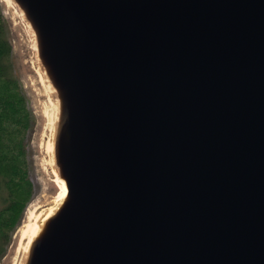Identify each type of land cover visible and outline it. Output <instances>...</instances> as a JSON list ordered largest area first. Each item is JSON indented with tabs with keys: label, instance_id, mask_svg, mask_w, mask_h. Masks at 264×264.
<instances>
[{
	"label": "water",
	"instance_id": "1",
	"mask_svg": "<svg viewBox=\"0 0 264 264\" xmlns=\"http://www.w3.org/2000/svg\"><path fill=\"white\" fill-rule=\"evenodd\" d=\"M8 1L66 187L19 264H264V0Z\"/></svg>",
	"mask_w": 264,
	"mask_h": 264
},
{
	"label": "trees",
	"instance_id": "2",
	"mask_svg": "<svg viewBox=\"0 0 264 264\" xmlns=\"http://www.w3.org/2000/svg\"><path fill=\"white\" fill-rule=\"evenodd\" d=\"M0 0V260L34 193L30 133L36 116L13 58L9 20Z\"/></svg>",
	"mask_w": 264,
	"mask_h": 264
},
{
	"label": "rangeland",
	"instance_id": "3",
	"mask_svg": "<svg viewBox=\"0 0 264 264\" xmlns=\"http://www.w3.org/2000/svg\"><path fill=\"white\" fill-rule=\"evenodd\" d=\"M3 12L9 20L10 35L13 43V58L20 79L30 99V105L36 116V122L30 137V153L32 168L30 177L34 185V193L26 207L22 222L27 219L29 210L44 208L57 201L59 186L52 168L51 159L47 151V142L50 136V125L47 112L52 109L50 91L42 72L38 66L33 49V37L26 27L19 12L8 0H2ZM1 203V202H0ZM23 242L20 241L18 229L14 240L9 245L0 264H19L23 252Z\"/></svg>",
	"mask_w": 264,
	"mask_h": 264
},
{
	"label": "bare ground",
	"instance_id": "4",
	"mask_svg": "<svg viewBox=\"0 0 264 264\" xmlns=\"http://www.w3.org/2000/svg\"><path fill=\"white\" fill-rule=\"evenodd\" d=\"M48 118L50 119V112H47ZM57 184L59 186V192L57 194V201H60L62 197L64 196L66 192V187L64 184V181L62 179H59L57 181ZM54 206H48L43 209H41L38 214L37 211L40 208H34L29 210V213L27 215V219L22 222V224L18 227V232L20 233V241H24L25 239H30L34 233H36L37 229L40 226V217H43V215L46 213L47 215L53 210Z\"/></svg>",
	"mask_w": 264,
	"mask_h": 264
}]
</instances>
